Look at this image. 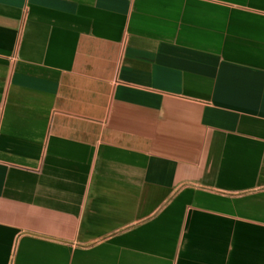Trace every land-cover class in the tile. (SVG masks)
Here are the masks:
<instances>
[{"label":"crops","instance_id":"crops-1","mask_svg":"<svg viewBox=\"0 0 264 264\" xmlns=\"http://www.w3.org/2000/svg\"><path fill=\"white\" fill-rule=\"evenodd\" d=\"M0 264H264V0H0Z\"/></svg>","mask_w":264,"mask_h":264}]
</instances>
